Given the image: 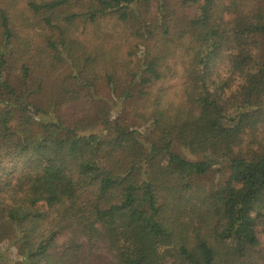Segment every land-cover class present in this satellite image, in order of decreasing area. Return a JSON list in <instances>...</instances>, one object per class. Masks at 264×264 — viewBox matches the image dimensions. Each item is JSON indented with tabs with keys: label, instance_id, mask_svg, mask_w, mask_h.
I'll use <instances>...</instances> for the list:
<instances>
[{
	"label": "trees",
	"instance_id": "obj_1",
	"mask_svg": "<svg viewBox=\"0 0 264 264\" xmlns=\"http://www.w3.org/2000/svg\"><path fill=\"white\" fill-rule=\"evenodd\" d=\"M147 1L0 0V264H264V0H159L118 79L77 22Z\"/></svg>",
	"mask_w": 264,
	"mask_h": 264
},
{
	"label": "rangeland",
	"instance_id": "obj_2",
	"mask_svg": "<svg viewBox=\"0 0 264 264\" xmlns=\"http://www.w3.org/2000/svg\"><path fill=\"white\" fill-rule=\"evenodd\" d=\"M7 1L8 3L15 2V7L10 8V13L14 19H16L15 27L20 31H23L25 27V23L23 22V13L26 9V2L28 0H3ZM81 0H71L72 7L68 8L66 10V13L74 12V13H80L83 12L84 9L81 5H78V3ZM84 3L87 2V0H82ZM185 1V0H184ZM166 4L172 6L173 8H176V14L181 19H184L185 17H188V15H192L194 13V9L191 6L183 7V0H167ZM158 6H159V0H151L147 2H141L137 6H134L130 10V19L128 24H122V23H116V19L113 17H107L103 18L100 21V24L97 26L99 27H92L87 26L80 20H78L76 28L78 27L77 31V38L80 39V41H84L87 43L88 52H90L93 55H96L99 49L103 48L104 51L100 54L99 60L101 61H111L112 63L115 62L116 59V72L114 73V76L118 79H121L123 73H122V67L121 65L124 63V60L129 59V52H130V45L135 44L138 42V40L135 39L137 33H140L143 36H146L149 31H154V27L157 26L159 28H162L159 23V17L160 14L158 12ZM65 10V9H63ZM29 15V14H28ZM177 17V16H176ZM143 41V38H139ZM155 42V41H154ZM141 48L138 52L143 51V43L141 42ZM110 49H113L112 53H110ZM63 75L67 72L63 71ZM99 72L102 76H104L105 70L103 67H99ZM57 77V76H56ZM54 75L50 77V80L48 81L50 84L54 83L56 81V78ZM47 82V83H48ZM103 87L101 88V93L105 94V97L112 98V95L110 91L108 90L109 87L105 86V82L101 81ZM57 85L56 83H54ZM175 83L174 88H177L178 86ZM128 112L130 115H128L129 119L132 118V111L133 107L131 104L127 105ZM130 107V108H129ZM257 119L258 117L255 116ZM262 239L264 241V229L262 230Z\"/></svg>",
	"mask_w": 264,
	"mask_h": 264
}]
</instances>
